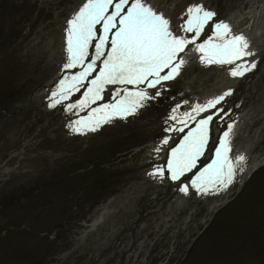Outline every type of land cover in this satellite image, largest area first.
<instances>
[{
	"label": "rangeland",
	"instance_id": "obj_1",
	"mask_svg": "<svg viewBox=\"0 0 264 264\" xmlns=\"http://www.w3.org/2000/svg\"><path fill=\"white\" fill-rule=\"evenodd\" d=\"M83 1L0 0V166L12 169L0 177V264H92L137 215L151 222L156 216L151 211L158 209L144 210L153 198L144 179L152 163L160 161L155 150L167 135L172 109L179 103L184 109L192 106L195 95L210 92L218 77V70L197 64L198 54L187 56L181 77L158 103L100 134L74 137L70 118L49 120L40 105H46L54 88L46 86L66 61L62 38ZM238 2L146 3L171 13L179 27L193 5L228 20ZM241 9L248 11L250 5ZM238 17L236 29L245 32L249 20ZM252 119L247 132L233 134L236 154L247 151L244 182L240 178L221 198L189 197L186 207L148 233L139 264H264V101ZM20 149L21 160L11 156ZM255 164L262 167L251 178L262 171L248 185L246 168ZM225 202L232 203L209 212ZM105 207L118 213L84 235ZM245 213L246 227L240 222Z\"/></svg>",
	"mask_w": 264,
	"mask_h": 264
},
{
	"label": "snow or ice",
	"instance_id": "obj_2",
	"mask_svg": "<svg viewBox=\"0 0 264 264\" xmlns=\"http://www.w3.org/2000/svg\"><path fill=\"white\" fill-rule=\"evenodd\" d=\"M113 6L114 11L109 14V8ZM186 15L183 31L194 33L191 39L174 34L170 29L169 20L148 6L144 0H131V3L130 0H117L115 3L114 0H88L73 20L69 21L67 37L69 62L65 67L73 68L78 64H84L88 55V46L97 38L96 25L103 24L104 35L98 38L99 42L95 45L96 57L84 67L82 72L72 77L73 83L65 86V81H61V99H67L72 90L78 91L79 88L76 85L83 86L82 82L95 70L96 59L105 55L103 49L109 43L108 33L113 29L115 32H113L110 41L111 50L103 61L104 67L100 70L99 75L91 80V86L84 94L85 98L79 101V104L69 105L70 108L80 107L83 109L89 103H95L96 100L102 98L101 93L106 84L139 85L147 83L148 87H154L161 80L172 79L179 65L184 63L183 60H180L178 64L174 63L178 54L183 52L188 44H196V39L200 36L204 26L215 14L206 11L202 5L196 4L187 9ZM215 29L214 35L220 42H213V39L209 38L204 43L196 44V49L202 54L200 57L202 62L232 64L242 55L252 54L244 52V49L248 47V42L242 35H230L229 25L218 23L215 25ZM229 36L230 38H226ZM252 67L255 65L253 64ZM166 68H171V71L161 76L160 73ZM239 68L238 65L237 69ZM247 70L244 69V71ZM231 75H243V71L233 70ZM56 95L57 93H53V96ZM228 95L230 93L225 92L217 99L209 101L205 106L197 105L193 111L198 114L207 108L214 107ZM146 97V92L142 90L137 92L125 90V96L122 99L117 100L114 104H105L102 108L92 109V112L97 115L90 116L87 121L78 123L83 126H89L90 123L99 126L108 118L109 113L106 110L110 109L112 115H125L135 111L138 99ZM55 102L59 103L60 101ZM101 112H104L103 116L98 115ZM184 116L195 119L191 113H184ZM170 118L177 119L176 116ZM211 119L212 117L209 116L207 119L200 120L196 127L188 132L179 146L172 149L167 162V171L171 173L173 180H178L185 172L196 167L197 160L203 155L208 142V125ZM180 123L187 126L185 121H180ZM229 129H231V125ZM91 130L94 131L95 127H92ZM178 131L183 132L184 128L181 127ZM228 135V132L224 133L225 139L221 140L220 147L216 149V158L192 181V187L196 188L199 185L200 190L207 192L208 185L226 186L232 182L234 168L228 157L230 151ZM163 143L168 144V139H165ZM237 160L242 161L244 157L239 156ZM157 172L162 176L164 169L159 168ZM180 190L187 192L188 189L185 186Z\"/></svg>",
	"mask_w": 264,
	"mask_h": 264
},
{
	"label": "bare ground",
	"instance_id": "obj_3",
	"mask_svg": "<svg viewBox=\"0 0 264 264\" xmlns=\"http://www.w3.org/2000/svg\"><path fill=\"white\" fill-rule=\"evenodd\" d=\"M117 2V0H114V3ZM235 3V2H234ZM238 7L241 5V8H244L245 4L250 5V9L248 11H245V9L237 8V5L233 4L235 7V10H237L235 15H230L229 18H231L233 21L237 20L235 18H247L249 20V26L246 29V33L248 34V37L246 38V41H248V46H249V52L252 53V60H257L261 58V62L259 63L258 67H250L247 71L248 76L244 77L243 75L235 76L234 78L230 77L227 73H218V77L216 78V83L214 87L212 88L213 91L211 92H206L203 93L200 91L197 93V97L202 98L203 94L206 97L205 99L209 100L210 97H220L222 96L225 92H229L230 95L225 96L224 98L227 101L228 105L227 107L223 106L221 104V111L218 112L219 108L216 110H209L207 112H203V115L197 114L198 117H202L205 115L204 119H207L209 116L212 117V127H211V134H212V141H216L217 143L223 138V135L225 132H228L229 127L231 125V129L234 128L235 130L239 129L240 127L243 128L245 127L246 129L253 123L252 121V114L253 112L257 109H260V103L264 101V1L262 0H239ZM154 5V4H153ZM155 6V5H154ZM114 7V6H113ZM112 7V8H113ZM127 7V6H126ZM243 10V11H241ZM167 15L171 16L169 13ZM236 23V22H235ZM1 50V49H0ZM248 55V56H251ZM241 62V61H240ZM243 65L246 66V62H242ZM236 68L238 65H241V63L237 62L235 63ZM249 67V66H248ZM247 69V67L244 68H239L240 70ZM69 68H65L62 70H67ZM78 69V68H75ZM238 69V70H239ZM255 70V71H254ZM254 71V72H253ZM67 71L61 72V76H64V74ZM253 72V73H252ZM60 73V72H59ZM252 73V74H251ZM81 86L78 84V87H80V90H78L77 94L82 98L84 97V94L86 92V86L91 85L89 79H85L82 82ZM46 87H49L46 86ZM45 87V88H46ZM119 92L118 90H114V93L109 94L106 98L109 100V103L116 102L117 99H114V95ZM120 93V92H119ZM209 94H211L209 96ZM213 96V97H212ZM211 101V100H210ZM79 102V99L76 100V103ZM105 102V101H104ZM222 102V101H221ZM102 103V101L97 102L96 105ZM42 108L45 109V115L48 117L54 116L58 117V114L56 111L50 112L47 110L46 106L42 103L40 105ZM55 107V106H54ZM60 109V105L56 103V107ZM89 107H85V111H89ZM216 110V111H215ZM196 113H194L195 115ZM207 114V115H206ZM193 115V114H191ZM49 119V118H48ZM38 122V121H37ZM39 127V126H37ZM183 127L181 124L179 125L178 129ZM190 128V127H189ZM188 130V129H187ZM185 135V132L180 134V131H177L176 135H170L169 138L172 139L174 145H177V142ZM225 138V137H224ZM26 143H28L26 141ZM23 149H20L17 157L21 158L22 157V152ZM163 163L162 166L163 168L167 166V161H168V154L164 153L163 156H161ZM260 170L259 172H261ZM258 172V173H259ZM257 173V174H258ZM256 174V175H257ZM254 175L248 185L253 181ZM186 183L187 184V192H182L180 189L183 188L182 184ZM144 185L146 187L152 188L153 191V199L156 204H159L156 206V209H160V212L158 213L162 220L164 222H167L169 217L173 215L179 208L184 207L186 205V195L190 194L191 191H189V187L191 186L189 182L187 183L186 180L180 181V178L178 180H173L168 176V174L163 173V175L159 178H157L154 182L152 179L145 178L144 179ZM195 189V188H194ZM56 191V189L54 190ZM64 198H60L59 201L63 200ZM159 201V202H158ZM232 203V202H231ZM230 203V204H231ZM162 205L166 207V210H163ZM228 204L227 207L230 206ZM217 205H215L213 208L209 210L210 213L215 212L217 209ZM254 208L258 207V205L253 206ZM250 209L253 211V209ZM148 210V208H147ZM249 210V212H250ZM245 211V210H244ZM218 212V211H217ZM109 209L105 207L102 210V213L97 217L96 219L94 218L91 226L92 229L95 228L102 220L105 219V217L108 215ZM216 213V212H215ZM214 213V214H215ZM213 214V215H214ZM212 216V215H211ZM247 214H243L241 217V224L244 225L245 227L248 224V217ZM159 217V218H160ZM160 218V219H161ZM142 221V220H141ZM250 222V221H249ZM157 230V229H156ZM20 248V247H19ZM22 249L26 251L25 247L22 246ZM5 254H9L8 251L5 252Z\"/></svg>",
	"mask_w": 264,
	"mask_h": 264
}]
</instances>
